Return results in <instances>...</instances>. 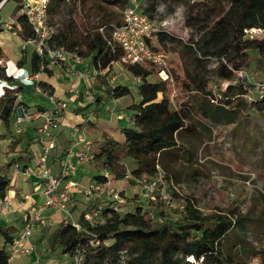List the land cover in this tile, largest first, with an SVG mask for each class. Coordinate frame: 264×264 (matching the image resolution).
<instances>
[{"label":"trees","instance_id":"1","mask_svg":"<svg viewBox=\"0 0 264 264\" xmlns=\"http://www.w3.org/2000/svg\"><path fill=\"white\" fill-rule=\"evenodd\" d=\"M7 1L18 3L21 0H5L4 3ZM159 1L142 0L143 12L152 20L155 19L154 12ZM125 2L92 0L88 4L87 0H48L46 17L52 30L48 45L76 52L87 59L94 69L105 70L106 73L99 76L107 77L112 64L124 57V51L111 37L113 25H119L121 21L115 19L113 22L114 18L106 8ZM183 3L184 25L190 31L184 47L194 55L196 63V69L185 73L180 79L183 90L209 94L208 78L200 68L205 60L210 59L217 64L218 79L226 81L223 92L225 104L220 100L222 105L217 107L221 115L233 116L235 110L246 104H263L264 96L250 103L244 98L249 84L246 78L236 76L235 71L245 70L244 65L249 64L250 50L264 57V0H192ZM20 7L16 9V22L10 30L24 40L33 36V31L26 15L19 13ZM64 7L69 16L61 18L60 22L54 21V16L60 14ZM76 8L83 10L80 21ZM74 11L76 17H73ZM251 28H259L261 33L249 37L247 30ZM4 29L0 25V31ZM177 41L181 40L159 28L148 44L153 51L161 52L163 45ZM39 62V57L32 52L30 70L38 71ZM24 63L25 57L22 56L17 65L22 67ZM125 68L137 78L134 88L138 98L127 106L132 123L122 127V141L104 135L89 162L97 171L108 170L112 179L129 175L135 179L155 177L160 173L158 163L161 154L168 149L178 148V134L192 128L187 122L188 109L183 105H172L168 95V80L159 77L160 68L151 60L130 62ZM43 72H49L47 66ZM0 78L14 81L5 75L2 66ZM40 85L53 94L52 86L48 83L40 81ZM105 85L106 91H101L108 99L132 92L128 84ZM20 90L23 102L28 89L20 87ZM213 98L216 100L215 96ZM18 102L13 91L6 90L0 97V121L5 126H8ZM229 104H233L231 109L226 107ZM47 108L39 106V109ZM19 141L20 137L13 143ZM124 158L132 160L130 170H127ZM5 165L0 167V201L5 198L10 184V178L1 172ZM161 175L166 178L164 173ZM94 179H101V175L96 174ZM180 202L182 208L176 217L166 218L160 212L161 217L152 220L140 204L133 203L131 209L119 211L112 201L105 200L101 209L104 221L100 224L91 225L81 215L78 227L67 217L58 222L48 239L50 253L81 256V264H255L251 262L254 258L258 259L257 264H264V250L253 247L243 254V241H231L229 238V232L235 226L243 227L242 219L226 214L204 213L189 197L181 198ZM11 232L12 226L0 224V238L4 242L0 247V264H9L10 253L6 246L13 240Z\"/></svg>","mask_w":264,"mask_h":264},{"label":"rangeland","instance_id":"2","mask_svg":"<svg viewBox=\"0 0 264 264\" xmlns=\"http://www.w3.org/2000/svg\"><path fill=\"white\" fill-rule=\"evenodd\" d=\"M23 1L18 3L7 1L0 6V25L7 17H15L16 9L22 5ZM183 1L191 2L192 0H160L154 12V22L158 25V29L162 28L166 33L175 35L181 40L163 45L161 52L164 54L166 64L163 68L164 72L158 75L168 80V95L172 105H183L188 109L187 122L192 128L190 131L183 130L178 134V148L168 149L161 154L158 166L160 173H164L166 178L155 179V185L146 187H143L139 179L130 175L113 179L115 189L123 194V202L118 204V207L120 211H124L132 208L133 203L140 204L152 220L161 217L160 212H163L166 218H173L182 208L180 199L189 197L204 213L226 214L243 220L242 228L238 225L229 232L231 241L240 239L243 241L245 247V250L243 248L241 250L243 254L253 247L264 250V103L246 104L241 109L235 110L233 116L221 115L217 107L222 105L220 100L225 104L226 97L223 92L226 88V81L218 79L217 64L215 60L210 59L205 60L200 68L205 71L208 78L207 89L210 95L183 90L180 79L185 73H191L196 69L194 55L184 47L190 31L184 25ZM90 2L92 0H87L88 4ZM125 4L126 2L122 5L107 6L106 11L112 14L113 22L115 19L121 21ZM66 9L64 7L60 14H56L54 21L60 22L61 18H67L69 15ZM76 13L80 21L79 17L83 10L76 8ZM76 15L74 11L73 17ZM10 33L13 32L2 30L0 38L5 34L11 35ZM12 37L11 41L16 51H21L18 39ZM31 49L29 46L26 50L27 58L30 56ZM129 63L122 57L112 64L109 75L115 76L114 84L117 81H124L134 86L136 79L125 68ZM263 65L264 57L250 50L249 64L244 65L250 77L262 79L264 77ZM28 66L27 59L25 67ZM97 78L106 82L104 76ZM96 83L95 81V86ZM91 90L101 91L95 87ZM158 95L160 97L161 93ZM137 98V91L133 88L131 95L124 98V101H134ZM103 106L104 104L100 105L98 109L102 112L99 124L108 123V117L103 114ZM232 106L233 104H229L226 107L231 109ZM15 116L14 109L8 126L0 121V167L11 159V155H7L4 149L12 136L27 138L26 130L23 134L15 132ZM95 131L87 129L86 137L90 140L100 138L102 132L100 131L99 136L95 137ZM119 137L117 134L114 135L117 141ZM123 161L127 170H130L133 165L132 160L124 158ZM11 167L13 169V163L5 165L1 172L3 171L10 178ZM76 171L75 179L78 180L80 179L79 169ZM99 171L94 169L92 174ZM78 203L82 206V201L78 200ZM74 212L73 215H77ZM42 220L44 221L41 219L40 223ZM54 226L56 224L43 226L42 231H36L30 236L31 242L35 245V256L40 257L39 261H32L31 254H17L9 259V264H68L71 257L66 254L54 253L49 260L42 256L44 255L42 253L44 244L48 241L47 237H50ZM251 262L257 264L258 259L254 258Z\"/></svg>","mask_w":264,"mask_h":264},{"label":"built area","instance_id":"3","mask_svg":"<svg viewBox=\"0 0 264 264\" xmlns=\"http://www.w3.org/2000/svg\"><path fill=\"white\" fill-rule=\"evenodd\" d=\"M5 0L0 2V6ZM48 0H30V2L23 3L19 8V13L25 14L27 21L30 24L33 36L22 40L20 49L25 55L27 48L30 46L31 52L35 53L39 59V70L28 71L27 69L18 66L10 60L0 58V66L4 68V73L13 78V82L0 78L1 93L3 96L6 90L13 91L17 100L19 101L15 107V132L21 134L24 130L23 123L29 122L33 119H42L41 125L37 128L36 138L39 144L38 162L39 167V190L43 197L42 203L32 207L28 216L26 217L21 233L15 237L12 242L7 244V250L10 253V258L17 254L30 255L35 251V246L30 242V236L36 226L40 223L43 211L45 209H54L65 213L66 217L77 227L78 222L72 218V208L75 200L73 192L81 190L83 194L89 199L90 204L81 213L84 221L91 225L100 224L104 221L102 213V204L94 202V196H103L107 200L112 201L117 210L120 211L118 204L123 202V196L120 191L114 187L113 179L108 170L100 171L101 179L93 180L87 186L81 185L72 178L77 166L82 163L90 161L93 153L94 145L87 139L85 134V126L72 125L70 127L69 135L70 141L65 147L60 160L58 172H53L48 166V156L50 150L54 148L55 143L47 140L46 136L51 130L59 126L58 117L61 112L67 108L65 99L48 93L40 85V75L43 68L48 63L62 64L69 73L77 74L78 78H83L86 82V77L83 71H77L75 65L82 64L84 58L76 52H68L62 48H52L48 45V38L52 32L47 24L46 6ZM16 22L15 18H7L3 21L2 27L11 29ZM158 25L154 20L150 19L143 12L142 0H126L123 9L121 23L113 25L111 37L124 51V59L131 63H140L143 59L151 60L160 69L158 73L164 72V54L160 51H153L148 41L152 40L154 33L157 31ZM261 30L259 28H251L247 30V35L253 37L259 35ZM47 62V64H46ZM96 75H104L105 70L94 69ZM235 75L245 80L249 84L247 92L243 95L250 103L255 101L257 97L264 96V77L262 79H253L249 76L246 70L239 69L235 71ZM163 79L166 77L161 76ZM22 88H30L36 94L45 98L49 107L47 109H29L27 105L21 102ZM111 117L120 120L124 114L117 112L115 107L109 108ZM26 174V173H25ZM24 174V175H25ZM162 175L159 173L155 177H141L138 178L143 187L148 185H155L156 180H161ZM24 199L28 195L23 196ZM5 202V201H3ZM7 203H4L6 205ZM82 257L75 255L71 257L68 264H81Z\"/></svg>","mask_w":264,"mask_h":264},{"label":"crops","instance_id":"4","mask_svg":"<svg viewBox=\"0 0 264 264\" xmlns=\"http://www.w3.org/2000/svg\"><path fill=\"white\" fill-rule=\"evenodd\" d=\"M23 2L27 3L30 2V0H24ZM7 18L5 20H7ZM4 30L11 31L10 29ZM10 34L11 35L5 34L0 38V58L4 60H10L17 64L20 58L24 56L25 62L27 61V59L29 61L30 56L29 58H27V52L25 53V55H23V52L21 53V51H16L13 41H11L13 38L12 36H14L18 39V42L21 43V38L15 32ZM22 67L30 71L29 66L25 67V63ZM47 69L49 71L48 73H41V81H44L52 86L53 94L58 98L65 99L67 102V108L62 111L60 116L58 117L59 126L56 129L51 130L50 133L46 136L47 140H51L55 143L54 148L50 150L48 156V166L53 172H58L59 170L60 160L62 159L61 150L63 152L65 147L68 145V142L70 141L71 137L69 135V131L72 125L85 126V134L87 129L96 130L94 132L95 137L99 136L100 131L102 132L100 138H95L93 140L87 138L94 145L93 151H96L98 149V146L100 145L104 135L110 136L114 139V135L117 134L120 136L118 141L123 140V135L121 132L122 127L129 126L132 123L130 119L131 112L127 109V106L133 102L132 100L124 101V98L130 96L131 94L119 98L108 99L102 93V91L91 90L95 87L96 89L98 88L106 91L105 84H114L113 80L115 76H110L108 74V76L105 77L106 82L102 81L103 83L101 84V79L97 78V76L99 75H96L94 73V68L89 65L87 59H84L82 64L75 65V69L77 71L84 72L86 82L83 78H78L77 74L69 73L68 71H66L65 67L62 64L48 63ZM134 78L137 81V78ZM95 81L97 82L96 86L94 84ZM116 83L128 84L130 87H132V89L134 88V86H131L128 82L117 81ZM1 91L2 89L0 86V93ZM27 91L28 92L24 94L23 102L29 107V109H39V106L49 107L45 98L36 94L30 88H28ZM103 104V114L108 117L107 124H99L102 112L98 109L99 106ZM113 106L115 107V110H117V112H121L124 114V117L122 119L117 120L115 117L110 116L109 108ZM93 110L95 112H93ZM41 123L42 119L40 118L33 119L25 123L24 130L21 134H23L26 130L27 138L23 139L22 137H20V141L17 144H14L13 141L19 137L13 135L4 149V152H7V155H11L10 161L12 159H14V161L13 169L11 167L9 172V189L7 190L5 198L0 201V224L12 226L11 235L13 239L21 233V228L24 226L26 217L28 216L30 209L41 204L43 200L38 184V174L40 169L37 165V157L39 152V144L36 138V131ZM77 169H79L78 175L80 176V179H75L77 171H75V173L72 175V178L76 180L81 185V187L87 186L88 184L93 182V180H95L94 176L97 173L99 174L100 172L99 171L93 175L92 171L95 169V167L90 162L79 164L77 166ZM24 195H28V198L24 199ZM73 196L74 200L76 201V206L74 204L71 213L72 218L78 222L81 213L84 211V209L87 208L91 200H89L81 190L74 191ZM78 200L82 201V206L78 203ZM105 200L107 199L103 196H94L95 203L102 204ZM4 203L7 204L4 205ZM73 211H75L77 215H73ZM65 217L66 215L63 212L49 208L45 209L42 216V219H44V221L42 220V223H39L32 233L36 231H42L43 226L47 227L53 224H57ZM39 236L41 237V234ZM47 239H49V236L47 237ZM3 243V240L0 238V247L3 245ZM44 245L45 247L42 250V253H44V255L42 256L47 257V260H49L50 256H52L53 254L50 253L48 241H46ZM31 257V260L34 262L40 260V257L35 256V251L31 253Z\"/></svg>","mask_w":264,"mask_h":264}]
</instances>
